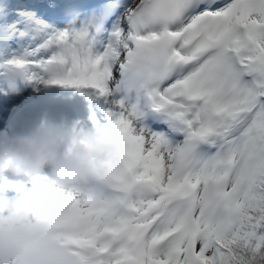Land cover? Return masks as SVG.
I'll list each match as a JSON object with an SVG mask.
<instances>
[{"label":"snow or ice","instance_id":"6c2138e0","mask_svg":"<svg viewBox=\"0 0 264 264\" xmlns=\"http://www.w3.org/2000/svg\"><path fill=\"white\" fill-rule=\"evenodd\" d=\"M123 16L102 52L86 26L10 62L90 90L93 150L119 163L47 207L45 176L3 178L29 218L0 219V264H264V0H131Z\"/></svg>","mask_w":264,"mask_h":264},{"label":"clouds","instance_id":"9594fccd","mask_svg":"<svg viewBox=\"0 0 264 264\" xmlns=\"http://www.w3.org/2000/svg\"><path fill=\"white\" fill-rule=\"evenodd\" d=\"M97 140L95 128L77 129L63 123L45 121L27 132H14L0 140V182L5 172L23 178L25 185L40 176L47 178L56 192L44 191L35 197L42 206L63 203L66 193L88 180L93 168L106 173L108 164L117 165L119 158L109 150H93ZM50 168L49 173L45 169ZM4 200L0 203V219L16 221L29 218V211L21 204L20 196L7 195L0 188Z\"/></svg>","mask_w":264,"mask_h":264},{"label":"bare ground","instance_id":"6f19581e","mask_svg":"<svg viewBox=\"0 0 264 264\" xmlns=\"http://www.w3.org/2000/svg\"><path fill=\"white\" fill-rule=\"evenodd\" d=\"M25 9H27V8H25ZM1 13H2V15H1V18H0V25H1L0 26V35H2V36H5L6 33H9V32L16 33L17 31H19V29H17L18 23L17 22H14L15 21V18L16 19H20L21 21L24 20V21H31L32 22V26L38 32V35L35 38V40L29 44V48L32 47L34 45V43H39V42L42 43L47 38L48 34L51 33V32L67 31L66 28L68 27V23H69V20L71 18L70 16H73V15H70V16L64 18V20L60 24H52V23H49V22L45 21L44 19H42L41 18V15H40L41 14L40 12H34L33 13L31 10H27V11H25V10L24 11H17L16 13H11L8 17H5L4 16V14H3L4 12H1ZM25 19H27V20H25ZM118 28L121 29V27H119V25H118ZM7 44L8 43L1 42L0 43V45H1L0 46V51H2V49L4 47V52L8 53L9 52L8 51L9 50V47L7 46ZM100 48L101 47L98 46L97 44L94 45L93 46V52L94 53L102 52L100 50ZM23 50L24 49H21L20 50V47H19L18 50H14L13 52H17L22 57L24 55L22 53ZM44 54H45V52L42 51L41 55H44ZM28 82L30 83V88H28V90L35 89L37 91H43L44 89H46V87L43 84V81H41V79L38 78V77L37 78H30L29 77ZM89 91L90 90H85V93H87ZM74 93H75V89H73V88H64V87L60 86L58 88V97H57V99H58L59 102H62L61 100L63 98H68V96H70V95H72ZM5 96H7V99L10 100V102H13V101L17 100V96H13L10 93L8 95L5 94ZM81 106L82 107H79V109L82 111V113L90 116L88 114L89 113L88 112L89 110L86 109V107H84V104L83 103L81 104ZM2 110H3V108H2ZM2 127L3 126L0 124V134L3 133ZM7 173L10 174V177L8 179L9 181L11 179H18L20 181H23V178L22 177L16 176V175H14L11 172H7ZM4 176H5V174H4Z\"/></svg>","mask_w":264,"mask_h":264},{"label":"rangeland","instance_id":"374dc122","mask_svg":"<svg viewBox=\"0 0 264 264\" xmlns=\"http://www.w3.org/2000/svg\"><path fill=\"white\" fill-rule=\"evenodd\" d=\"M34 7V6H33ZM32 7V8H33ZM16 12L17 10L16 9H14V8H12L11 10H10V13H12V12ZM2 11H0V18H1V15H2V13H1ZM14 12V13H15ZM4 14H6V13H4ZM14 22H17L18 24H20L21 23V20L20 19H16L15 18V21ZM1 26V25H0ZM18 34H19V31H17L16 33H14V32H9V33H6V35L4 36L5 37V39H4V43H10V44H12V47H14V49H13V51L14 50H18V48L20 47V46H15V43H14V39L18 36ZM35 40V39H34ZM7 46H8V44H7ZM6 46V47H7ZM10 48V47H9ZM100 50H101V48H100ZM8 51H10V50H8ZM102 51V50H101ZM42 53V52H41ZM6 62H9V61H11V60H9V59H6L5 60ZM43 81V80H42ZM2 91H1V89H0V93H1ZM3 93H5V91L3 92ZM9 94V93H8ZM73 95V94H72ZM84 107H86V109H88V110H90V107H88V106H84ZM0 113L1 112H3V110H2V107H0ZM0 118L2 119V115H0ZM5 176H6V178L7 179H9V177H10V174L9 173H7V172H5ZM12 182H23V181H12ZM27 187H30L31 186V184H28V185H26ZM9 190H10V188L7 190V195L8 196H10V193H9Z\"/></svg>","mask_w":264,"mask_h":264}]
</instances>
